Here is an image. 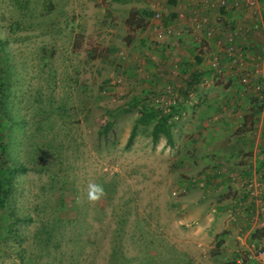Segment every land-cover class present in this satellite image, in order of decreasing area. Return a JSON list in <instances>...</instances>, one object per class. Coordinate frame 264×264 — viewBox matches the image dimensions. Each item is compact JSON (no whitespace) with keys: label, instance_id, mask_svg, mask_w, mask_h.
<instances>
[{"label":"rangeland","instance_id":"374dc122","mask_svg":"<svg viewBox=\"0 0 264 264\" xmlns=\"http://www.w3.org/2000/svg\"><path fill=\"white\" fill-rule=\"evenodd\" d=\"M250 1L187 21L169 0H0L2 128L27 169L0 210V264H239L223 237L250 203L245 230L264 221V0ZM216 22L237 33L230 53L204 35ZM147 109L171 142L138 123Z\"/></svg>","mask_w":264,"mask_h":264},{"label":"trees","instance_id":"16d2710c","mask_svg":"<svg viewBox=\"0 0 264 264\" xmlns=\"http://www.w3.org/2000/svg\"><path fill=\"white\" fill-rule=\"evenodd\" d=\"M173 4L174 2L171 1ZM176 15H171V18L174 19ZM165 24V23H164ZM142 25V24H138ZM1 48V46H0ZM192 78L185 82L186 87L182 94L184 97H188V91L190 88L194 86L196 82H199L200 74L192 73ZM4 83L3 78L1 76L0 70V95L4 92ZM173 110L176 107L172 108ZM4 110V101L3 98L0 97V210H5L9 204L10 199H12L13 193V185H14V176L18 173H24L27 171L26 167L22 165H16L12 163V161L8 158L7 155V139H5V133L3 131V122L4 117L2 111ZM175 112V111H174ZM169 116L164 115L158 109H147L142 111L138 123L148 124L149 122H154L151 136L153 141H157L161 136H164L167 142H171V132L168 124ZM111 124L107 123L104 128V133H106L110 129ZM136 131V126H134L130 132V135L127 140V146L131 144L134 139ZM9 225H7L6 219H0V233L4 232ZM10 230V229H9Z\"/></svg>","mask_w":264,"mask_h":264},{"label":"crops","instance_id":"0c3cea01","mask_svg":"<svg viewBox=\"0 0 264 264\" xmlns=\"http://www.w3.org/2000/svg\"><path fill=\"white\" fill-rule=\"evenodd\" d=\"M169 1H170V4H172L171 0H169ZM172 1L174 2L172 5H175V6L166 12V14H168L170 18H171L172 14L176 15L174 19L171 18L172 20L180 19L181 17H184V19H186L187 21H190L192 16L194 17L196 13L205 12V11L201 10V5H199L195 9V5H194L195 0H172ZM202 1H204V0H202ZM204 5L207 6V9L209 11H212L211 16H213V18L211 20H214L215 17L221 16L222 11L220 8L219 9L216 8L217 7L216 0L205 1ZM175 7H176V9H175ZM216 24H217L216 27L214 25H212L211 23L205 25V26L213 29L214 32L211 35L212 38L215 37V39L218 40L219 38L216 35H218V34H219V36L228 35L227 32L229 30H228L227 26L222 27L217 22H216ZM162 25L164 26L165 24L163 23ZM168 27H172V26L168 25ZM149 28H150V23H149ZM214 33L216 35H214ZM218 42H219V40H218ZM239 44L241 45L242 43H239ZM237 45L238 44H236V46ZM240 47H242V46H239L238 49H240ZM247 166H248V164H247ZM249 174H250V171H243L244 176L249 175ZM228 191H229V189H228ZM249 192H250L249 189L246 188L245 186L244 187L241 186V187H239V189L237 187V189H235V191H233L231 194H229V198H233V199L236 198L235 203L233 202L232 204H234L235 207L241 208L239 206L241 205L242 202L245 204V201L247 200L246 198H248ZM249 205H251V207L253 208L252 203H250ZM232 207H233V205H232ZM251 207L249 206V210H250L249 214L248 215L246 214L247 218L240 219V221L243 222V224H244V222H246V226L244 227V229L232 230V228H230L229 232H226L227 234H225V237H223V238H225V240L227 239L226 244L229 245L230 242L237 241V242H239L238 248H240V249H246V248L248 249L249 246L252 244L257 245V246H264V245H261V244H264V221L261 220V217H256L255 221H253L252 226L249 228V230L248 231L245 230V228L248 227V225H249L248 223L253 220V217H252L253 216V210ZM250 217H252V218H250ZM236 224L241 225L240 222H237ZM257 227L260 228L259 230H261L260 231L261 233H259L257 235H253V232L255 231V229H257ZM244 231L246 232L245 236H243ZM256 232H257V230L254 232V234H256ZM247 240H248V242H247Z\"/></svg>","mask_w":264,"mask_h":264},{"label":"built area","instance_id":"2783aa9c","mask_svg":"<svg viewBox=\"0 0 264 264\" xmlns=\"http://www.w3.org/2000/svg\"><path fill=\"white\" fill-rule=\"evenodd\" d=\"M205 1H208V0H204V2ZM241 4H243V0H242V2H240V0H216V5L220 9H222V7L225 9H228V8L238 9L241 6ZM251 4H252V1L244 0V5L247 6V5H251ZM201 10L208 12L210 15H212V11H209L207 9L206 5H203ZM156 17L160 18V15L157 14ZM196 25H197V27L201 26V24H196ZM204 26L202 29H204ZM157 28L160 30H163V31L167 29L162 24L157 25ZM204 30H205L204 34L209 35V36H211L212 33L214 32L213 29H211L209 27L205 28ZM236 34L237 33L234 32V33L229 34L226 37V40L224 42V47L227 48V53L232 52L233 49L236 47V44L234 42V36ZM231 56H232V53H231ZM233 61H234V59H233ZM213 65H214V63H213ZM251 188H252V185H249V188H248L249 191H251ZM239 264H264V246H257L254 244L250 245L249 248L248 249L246 248L244 250V252L241 254V259L239 261Z\"/></svg>","mask_w":264,"mask_h":264}]
</instances>
